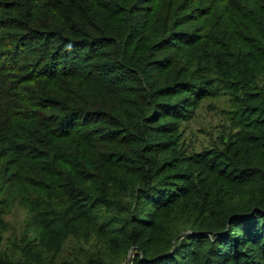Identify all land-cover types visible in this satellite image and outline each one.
<instances>
[{"label":"trees","instance_id":"16d2710c","mask_svg":"<svg viewBox=\"0 0 264 264\" xmlns=\"http://www.w3.org/2000/svg\"><path fill=\"white\" fill-rule=\"evenodd\" d=\"M0 264H264V0H0Z\"/></svg>","mask_w":264,"mask_h":264},{"label":"rangeland","instance_id":"374dc122","mask_svg":"<svg viewBox=\"0 0 264 264\" xmlns=\"http://www.w3.org/2000/svg\"><path fill=\"white\" fill-rule=\"evenodd\" d=\"M227 101L225 94L204 100L194 110L189 121L181 124V139L189 151H198L207 146L218 134L220 125L224 124L226 119L222 111L229 108Z\"/></svg>","mask_w":264,"mask_h":264}]
</instances>
